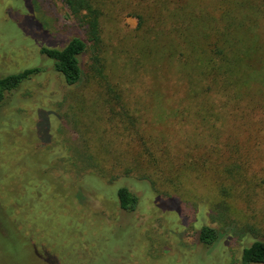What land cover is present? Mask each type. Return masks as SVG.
<instances>
[{
	"label": "trees",
	"instance_id": "obj_1",
	"mask_svg": "<svg viewBox=\"0 0 264 264\" xmlns=\"http://www.w3.org/2000/svg\"><path fill=\"white\" fill-rule=\"evenodd\" d=\"M53 1L28 0L34 15L41 5L52 8ZM63 2L85 38L39 49L51 69L48 93L32 100L20 96L25 86L45 77L44 68L0 76V127L27 145L33 134L43 146L37 155L24 151L33 171L21 175L22 166L13 170L3 163L0 132V264H154L133 260L125 249L113 254L115 234L96 239L88 227L72 231L73 216H59L66 222L60 239L46 230L53 213L42 210L41 183L49 189L58 177L70 181L71 174L82 190L114 200L129 213L140 198L129 187L117 188L119 179H137L161 198L193 206L203 201L204 210L197 205L205 221L198 244L213 250L232 238L248 240L240 264H264V0ZM128 18L136 27L124 32ZM5 49L0 50L8 53ZM54 83L55 97L49 94ZM82 84L85 93L66 99L89 103L80 113L91 116L95 129L75 121L86 127L76 149L86 165L61 168L72 156L67 146L53 147L61 133L60 114L46 111L47 102L64 100L59 85L72 91ZM56 170L68 177L53 176ZM16 178L23 182L18 188ZM93 180L103 187L90 186ZM164 255L152 259L189 264Z\"/></svg>",
	"mask_w": 264,
	"mask_h": 264
},
{
	"label": "rangeland",
	"instance_id": "obj_2",
	"mask_svg": "<svg viewBox=\"0 0 264 264\" xmlns=\"http://www.w3.org/2000/svg\"><path fill=\"white\" fill-rule=\"evenodd\" d=\"M30 4L28 0H0V49L4 50V47H6L5 50L8 51V53H4L2 52L3 50H0V76L35 67L44 68L47 72L43 79L36 80L33 84L25 86L20 96L26 100L48 93L46 89L51 80V69L48 67L49 61L39 53V49L44 46L62 47L66 41L75 36L85 38V32L80 24L68 17L67 8L63 0H54L52 8L41 5L35 15ZM33 18H38L45 25L46 33L34 23ZM124 23V32L136 27L134 19L128 18ZM85 60L87 62V58ZM56 81L57 79L55 78ZM56 85L54 83L49 92L54 97ZM59 90L62 94H66L61 104L56 102L57 100H50L46 106V111L51 110L56 113L59 110L60 112L56 113L60 114V120L59 122L56 121V123L58 122V125H60L61 133L59 132L55 138L53 147L59 145L65 148L67 146L70 151L69 156H72L69 163L63 162L59 165L61 168H64L65 165L85 166L86 163L79 157L76 149L83 145L80 132L85 130L86 127L80 126L79 123L76 124L75 121L80 120V122L88 124L87 127L91 130L90 132L95 129L90 125V122L93 121L90 118L91 116L80 113V108L89 103H83L81 98H66L72 92L77 94L85 93L87 90L86 86L82 84L69 91L65 86L59 85ZM32 122L36 126L38 119L35 118ZM10 124L11 122L9 121L8 125ZM13 126H17V121L13 122ZM30 129L32 131L35 130L33 127ZM32 131L31 133L35 132ZM0 132L5 138V160L3 163L9 162L8 166L13 170H16V167L19 168V165L22 166L21 175L33 171L25 162L24 151L27 149L32 154L37 155L41 147H43L41 140L34 139L32 134V139L29 140V145H27L18 141L19 139L10 130L6 131L0 127ZM91 137L98 138V136L94 135ZM102 137L105 140L104 143L112 147L113 141H109L110 138L106 137V135ZM116 146H120V143L115 144ZM63 147L61 148L63 149ZM46 171L44 170L45 173ZM56 171L52 172L53 176L58 177L59 173H64L63 175L66 176L64 171ZM44 172L42 171V174ZM69 177L70 181L68 182L58 177L59 182L57 184L51 183L53 186L49 187V189H47L48 185L40 179L44 192L43 196L46 197L42 196V201L45 202L42 210L46 211L47 215L53 213L51 222L46 224V230L49 232V229H52V234L59 239L61 232L63 236L65 235L63 230L66 228L65 219H61L59 216L66 218L73 216L74 222L68 221L72 231L74 230L71 227L79 229L88 227L96 239L103 238L106 234H115L113 239L117 242L115 241L112 245L113 254L125 249V251H130L131 257L135 255L132 257L133 260L135 258L137 260L138 258H143L142 261L145 259V261L147 260L154 264L158 263L157 260L152 259L156 253L161 256L165 254L164 256L175 259L177 262L183 260L189 262V264H210L209 262L214 264H240L242 251L250 242L232 238L222 244V247L213 250L203 249L197 242V233L201 229L203 222H205L197 209V205L199 204V207L203 208V201L199 200L197 205L193 206L178 198H161L152 193L146 184L137 179H119L115 183L117 188L129 187L140 198L138 209L133 213H129L121 210L114 200L104 198L98 193L82 190L75 185L73 174L69 175ZM90 183V186H97L99 189L103 187L99 181L93 180ZM22 184V180L19 178L15 179L16 188ZM62 213L64 215H61ZM55 216L56 219L58 216L60 220L56 221ZM207 221L209 223V220ZM106 257L107 259L110 258L109 255ZM210 258L211 261L209 260ZM114 260H116V257L110 258V261Z\"/></svg>",
	"mask_w": 264,
	"mask_h": 264
}]
</instances>
